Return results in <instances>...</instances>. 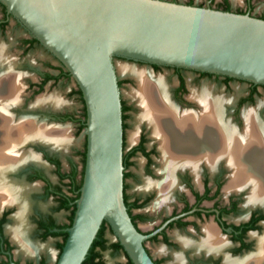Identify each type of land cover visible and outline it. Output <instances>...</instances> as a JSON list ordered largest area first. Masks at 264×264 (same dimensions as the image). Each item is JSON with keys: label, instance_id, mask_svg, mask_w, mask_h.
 Returning a JSON list of instances; mask_svg holds the SVG:
<instances>
[{"label": "flooded vegetation", "instance_id": "1", "mask_svg": "<svg viewBox=\"0 0 264 264\" xmlns=\"http://www.w3.org/2000/svg\"><path fill=\"white\" fill-rule=\"evenodd\" d=\"M162 1L247 14L264 20V14H252L250 0H245L246 6L243 9H232L225 0L219 7L214 5L213 0H206L198 5L192 1ZM13 28L21 32L13 46L11 45V50L15 53H10L8 47H4L0 41V50L11 60L9 65L0 63V264H55L74 212L77 185L81 181L83 170V149H72L69 154H63V146H58L51 139L46 141L43 133L46 127L49 128L48 131L51 128L58 130L66 123L73 125L79 133L82 130V112L79 116L60 111L56 106L46 105V86H56L61 82L73 80L62 65L6 13L0 4V39H6V33ZM34 49L42 50L56 64L41 60L39 67L29 66L25 57ZM145 65L150 69L147 73L150 74L151 80L162 81V78L154 77L153 74L163 72V69L173 79L171 86L166 87L163 81L162 83L168 102L179 113L198 112L200 106L193 97L206 89L188 88L185 73L190 74L194 84L200 81L209 82L221 85L223 91L229 90V84L233 81L245 84L243 95L233 103L223 104L224 120L240 132L244 125L243 111L253 103L258 88L264 89L259 85L219 75L168 66ZM9 75L16 77L17 88L14 95L9 94L7 90ZM131 81L136 85V81L130 76L126 75L124 80L116 78L118 90L121 85ZM206 90L210 100L222 99L214 95L212 89ZM70 93L76 95L81 102L76 85L75 90ZM119 99L122 158L125 159L122 165V195L124 194L128 204L135 205L130 213L135 218L134 227L141 234H150L165 223L160 231L143 242L152 262L161 264L164 258L152 257L145 247L146 242L160 244L166 252L168 264H251L258 246L261 244L264 248V198L251 203L246 198L247 188L226 191L231 170L223 160H218L213 165L199 161L195 170L190 166H178L168 174L162 167L160 142L152 136V129L145 121L137 123V116V127L130 134V137L132 134L133 137L132 140L129 137V147L125 149L128 113L133 106L128 105L120 93ZM135 108L139 110L136 102ZM229 109L233 119L227 116ZM29 123L38 128L39 137L34 135L29 138L27 131L23 129ZM135 157L142 161L139 174L134 172ZM127 180L132 184H139L137 189L129 194L127 189L131 185ZM145 207L151 211L150 215L144 211ZM154 219H157V223L148 231H141L137 226L139 222ZM207 228L216 234L219 239L217 243L206 240ZM47 239L51 240L52 249L55 251L53 260L47 253H39L37 247L38 243ZM105 244L109 245L106 240ZM22 246L27 251L30 250L32 256H29ZM105 249H109L112 254L121 253L124 262L119 264H127L128 259L122 249ZM103 250L94 249L97 253L92 259L94 264H102L100 252ZM20 253L23 255L20 256Z\"/></svg>", "mask_w": 264, "mask_h": 264}, {"label": "water", "instance_id": "2", "mask_svg": "<svg viewBox=\"0 0 264 264\" xmlns=\"http://www.w3.org/2000/svg\"><path fill=\"white\" fill-rule=\"evenodd\" d=\"M65 69L82 105L83 170L55 264H81L102 222L130 264H154L122 199V128L112 59L264 87V20L162 0H0ZM15 264V263H7Z\"/></svg>", "mask_w": 264, "mask_h": 264}, {"label": "bare ground", "instance_id": "3", "mask_svg": "<svg viewBox=\"0 0 264 264\" xmlns=\"http://www.w3.org/2000/svg\"><path fill=\"white\" fill-rule=\"evenodd\" d=\"M10 61L0 50V63L9 65ZM120 70L136 81L137 89L129 96L140 109L137 122L145 121L152 129V136L160 142L163 170L168 174L178 166H190L195 170L199 161L213 165L216 161L223 160L231 170L226 191L247 188L246 198L251 203L264 198V128L256 119L254 111H243L244 125L240 132L223 118L225 101L219 98L210 100L206 89L193 97L200 106L198 112L179 113L168 102L161 79L151 80L150 74L148 75L145 70L131 66H122ZM15 78L12 75L7 77L9 82L7 90L12 95L17 88ZM23 129L27 131L29 138L39 135L38 128L31 123L25 125ZM48 132L51 133L49 134L51 137ZM66 132L65 129L53 128L48 131L46 128L43 136L46 141L51 139L61 147L67 137ZM205 233L206 240L212 243L219 241L211 229L207 228ZM251 264H264V248L261 244Z\"/></svg>", "mask_w": 264, "mask_h": 264}, {"label": "rangeland", "instance_id": "4", "mask_svg": "<svg viewBox=\"0 0 264 264\" xmlns=\"http://www.w3.org/2000/svg\"><path fill=\"white\" fill-rule=\"evenodd\" d=\"M178 1L185 2L189 0H178ZM190 1H192L195 5H198V4H203L206 0H190ZM213 1L216 7H219L223 2V0H213ZM225 1L230 5L232 9H243L246 6L245 0H225ZM249 5L251 6L252 14L254 15L264 14V0H250ZM19 34H21V32L18 29L13 28L11 31L6 33V39L4 38L2 40L0 39L1 44L4 47H8L9 52L12 54H14L15 52L11 50V45L13 46V43H15V39L17 38ZM41 60L48 61L54 65L56 64V62L52 58H50L46 53L42 52V50L40 49H34V50L29 51L27 53V56L25 57V61L31 67H39V63L41 62ZM112 65H113L115 77L119 80H124L126 78V75L120 72L121 71L120 69L122 66H131L139 70H145L146 72H150L149 67L146 66L144 63L136 64L135 62L127 61L123 59L113 58ZM162 71L163 72L154 73L153 76L162 78V81L164 82V85L166 87L173 85V79L170 78L169 75H167L166 73L167 71L165 69H163ZM184 77H185L186 85L188 86V88L197 89V90H200L202 88L212 89L213 90L212 93H214V95L221 97L225 102H228V103L229 102L233 103L236 98H238L239 96L245 93L246 85L240 82H235V81L230 82L229 90L223 91V88L221 85H214L209 82L200 81L194 84L190 79L189 73H185ZM136 86L137 84L134 85V83L131 81L129 83L121 85L118 90L121 95V98L128 105L133 106L132 110L128 113L129 117L127 119L128 127L126 129L125 149L129 147L130 134L133 133L135 128L137 127L135 117L136 116L138 117V115L140 114L139 112L140 109L138 110L137 108H135V102L131 101L132 99L131 100L129 99L130 98L129 94H131L133 90L137 89ZM71 90H75V85L71 80L67 82H61L56 86H51V87L46 86L45 95H44L46 105L56 106L60 111H67L72 114L80 116L82 112L81 102L76 95H71L70 93ZM246 108L247 110L249 108L252 109V111L254 110L256 119H258L259 122L264 124V89L258 88V94L255 96L253 103L249 106H246ZM227 113H228L227 116L233 119V115L230 109L229 111H227ZM52 129L53 128H51V130ZM60 129H65L67 131L65 135V137L66 136L67 137L65 138V141H64L65 143L62 147V151H64L63 154H69V150H72V149L82 151L83 149L82 130L79 133H77L75 131V127L68 123L61 125ZM49 134L51 133L48 132V135ZM49 137L51 136L49 135ZM132 137H133V134L131 135L130 140H132ZM74 160H76V158H74ZM133 160H135L136 162V167L134 168V172L136 174H139L141 170L142 161L140 160L139 157H135ZM127 182L128 184L131 185L127 189V194L131 193L132 191L137 189V187L139 186V184L137 185V184L130 183L129 180H127ZM144 211L147 212V214L149 215L151 213V211L149 212L148 207H145ZM61 219L63 220V217H61ZM156 223H157V219L147 220L144 222H139L137 226L141 231H148ZM104 238L107 244L114 242L112 238V234L110 233L108 229H106L104 232ZM37 247L39 248L38 249L39 253L41 252L47 253L49 257H51L53 260L55 251L52 249L51 240L47 239L44 242L38 243ZM145 247L147 248V250L149 251L152 257L164 258V261L161 264H168V259L165 258L166 252L164 249H162L160 244H152L150 242H146ZM25 252H28L29 256H32L30 250L28 251L25 250ZM22 255L20 253V256ZM100 258H101L102 264H119V263L124 262V258L121 253L112 254V252L109 249H105L101 251ZM48 264L50 263L48 262Z\"/></svg>", "mask_w": 264, "mask_h": 264}, {"label": "trees", "instance_id": "5", "mask_svg": "<svg viewBox=\"0 0 264 264\" xmlns=\"http://www.w3.org/2000/svg\"><path fill=\"white\" fill-rule=\"evenodd\" d=\"M223 11H225V10H223ZM124 163H125V159L123 157L122 158V165H124ZM80 184H81V181L77 185V194H76V197L75 198L78 197V189L80 187ZM122 199H123V204H124V206L126 208V212H127L128 216H129V218H130V220H131V222H132V224L134 226L133 221H134L135 218H134V216L131 215L130 210L132 208H134L135 205L134 204H128L126 202V198H125L124 194L122 195ZM70 221H71V219H70ZM106 229H109L108 226H107V224L105 222H102L101 225H100V227H99V229H98V231H97V233H96V235H95V238L93 239V241H92V243H91V245H90V247H89V249L87 251V254H86V256H85V258H84V260L82 261L81 264H94L92 262V259L94 257H96V255H97V253L94 252V249L103 250L106 247H109L113 251H117V250H120L121 249V247L119 246V244L116 241L113 242V243H110L109 245H106L105 244V239L103 238V235H104V231ZM61 246L62 245H59V247H61ZM127 264H130L129 260H127Z\"/></svg>", "mask_w": 264, "mask_h": 264}]
</instances>
